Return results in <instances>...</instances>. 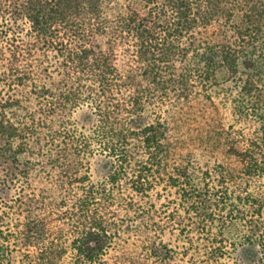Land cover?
<instances>
[{"label":"trees","instance_id":"16d2710c","mask_svg":"<svg viewBox=\"0 0 264 264\" xmlns=\"http://www.w3.org/2000/svg\"><path fill=\"white\" fill-rule=\"evenodd\" d=\"M263 86L264 0H0V264H176V225L218 262L210 223L235 191L237 264H264V194L246 186L264 176Z\"/></svg>","mask_w":264,"mask_h":264},{"label":"rangeland","instance_id":"374dc122","mask_svg":"<svg viewBox=\"0 0 264 264\" xmlns=\"http://www.w3.org/2000/svg\"><path fill=\"white\" fill-rule=\"evenodd\" d=\"M240 84L237 78H233L228 73L221 74L218 84L214 85L211 89V93L214 96V99L218 102V105L221 107L222 114L224 115V121L226 127L230 125L231 122H234L235 118L231 116V102L227 105L222 104L226 100H231L234 96L236 90H239ZM264 87V86H263ZM221 103V104H220ZM79 117L83 120L85 117V111L82 110L77 113ZM258 122L250 120L249 121H239L236 124V128L245 127L247 131L254 130ZM103 158L101 156H96L92 158V173L95 178H101L104 174V169L102 166ZM247 188L251 190L254 194L262 195L264 194V176L256 177L248 183ZM234 189V186H231ZM238 192L235 191L234 197L229 200L230 204L226 205V208L223 210L221 206L217 207V214L215 219H212L214 223H210L213 228V234H218V237L224 238L227 252L226 255L220 260L214 261L211 264H237V255L235 250V244L242 240V236L247 232L248 225L245 219V213L243 210L248 211L249 206L243 203L238 196ZM246 193V191H244ZM175 197L174 195H171ZM174 204L171 205L170 209H173ZM206 233H200V231L192 230L189 234L181 233V228L177 227H168L166 232L162 234V237L165 241L170 243V246L176 250V264H208V251L211 250V247H208L209 241L207 243ZM135 235H132L131 241L136 244ZM192 238L194 243L188 238ZM115 252L112 253L114 255ZM21 252H15L11 256V261L9 264H21L22 259ZM63 262L65 264L73 263V252H69L64 258Z\"/></svg>","mask_w":264,"mask_h":264}]
</instances>
